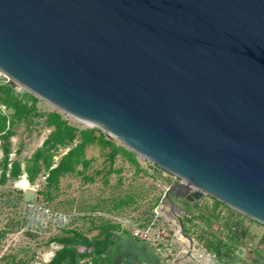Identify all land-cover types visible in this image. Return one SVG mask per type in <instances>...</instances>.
<instances>
[{
    "label": "water",
    "instance_id": "obj_1",
    "mask_svg": "<svg viewBox=\"0 0 264 264\" xmlns=\"http://www.w3.org/2000/svg\"><path fill=\"white\" fill-rule=\"evenodd\" d=\"M0 82L264 225V0H0Z\"/></svg>",
    "mask_w": 264,
    "mask_h": 264
},
{
    "label": "rangeland",
    "instance_id": "obj_2",
    "mask_svg": "<svg viewBox=\"0 0 264 264\" xmlns=\"http://www.w3.org/2000/svg\"><path fill=\"white\" fill-rule=\"evenodd\" d=\"M12 86L17 92L23 93L24 89L21 86L15 83ZM38 107L56 110L48 102L40 101ZM66 118L80 128L86 127L68 115ZM15 130L18 132V136L12 139L13 153L11 156L20 158L22 161L30 157L42 145L50 132L48 129H41L26 138V130L23 125L17 126ZM105 136L116 140L107 134ZM118 143L120 142L118 141ZM21 147L22 153L17 155L16 151ZM107 152L108 149L99 145L89 146L86 149V156L92 162L85 170V177L83 178L79 174L65 175L61 179L60 193L51 203H46L44 198L38 194L45 184L46 178L43 175L35 184L28 182L26 174L16 182L0 184V264H43L49 261L55 251L60 248L57 244L50 243L49 240L60 234L59 229L49 228L45 232L37 233L27 229L25 204L35 200H40L54 211L71 215L70 228L78 229L89 236L96 235L98 232L93 230L95 223L104 222L99 220L98 215L95 214L100 212L103 216L106 214L116 218L111 220L108 217H101L111 221L117 220L126 229H123V232L130 233L131 227H137L150 231L154 237L163 235L164 238L176 245L169 248L166 244H162L161 246L167 248L166 250L156 241H149V244L164 250V253L168 249L174 248L166 253L167 257L175 255L179 251L178 247L183 248V242L186 246L180 253L178 252L180 255L188 252L194 262L205 263L206 259L215 261V255L196 243L195 237H192L194 248L189 251L190 241L181 235L180 223L177 219L168 216L170 206L167 202V191L178 180L140 155L137 156L140 162V169L137 171L135 166L119 154L112 166V172L107 174L108 168H110ZM1 157L0 151V160ZM78 168L81 169L80 166ZM87 178L91 180H86ZM172 199L179 207V218H182L184 214H187L186 209H183L181 200L174 197ZM208 199V201H212V198L208 197ZM158 200L160 201L158 202ZM123 203H125L124 207H119ZM199 212V206L198 209L193 205L190 206L189 213L191 215L196 216ZM248 226L249 230L243 248L255 249L259 246L258 242L264 228L256 223L248 224ZM215 227L216 225L213 226V229ZM185 250L187 251L185 252ZM117 261L118 258L115 261L116 264H118Z\"/></svg>",
    "mask_w": 264,
    "mask_h": 264
},
{
    "label": "trees",
    "instance_id": "obj_3",
    "mask_svg": "<svg viewBox=\"0 0 264 264\" xmlns=\"http://www.w3.org/2000/svg\"><path fill=\"white\" fill-rule=\"evenodd\" d=\"M40 101L46 102L25 89L23 93H19L10 83L0 82L1 185L16 182L24 174L29 183L35 184L43 175L46 178L45 184L38 194L46 203H51L60 193L61 179L65 175L79 174L85 177V170L92 162L86 156V149L91 145L108 149L107 161L110 168L107 174L112 172L119 154L135 166L136 171L140 169L137 153L118 141L107 138L96 127L80 128L57 109L39 108ZM20 125L26 130V138L41 129L50 131L42 145L24 161L11 156L12 139L18 136L15 128ZM21 153L22 147L16 151L17 155ZM179 200L187 212L181 218L185 234L195 237L196 243L215 255V260L223 263L264 264V232L259 239V246L255 249L243 248L249 230L248 224L256 223L264 228L263 224L213 198L212 201H208V198L195 202ZM124 205L125 203L119 207ZM191 205L197 209L200 207L196 216L189 213ZM98 219L104 222L94 224L93 230L98 231L94 236L70 228L49 239L50 243L57 244L60 248L43 264H116L117 257L112 251L116 247L119 233L125 228L111 220L101 217ZM213 224L216 225L214 229Z\"/></svg>",
    "mask_w": 264,
    "mask_h": 264
},
{
    "label": "crops",
    "instance_id": "obj_4",
    "mask_svg": "<svg viewBox=\"0 0 264 264\" xmlns=\"http://www.w3.org/2000/svg\"><path fill=\"white\" fill-rule=\"evenodd\" d=\"M100 213V212H99ZM98 214V213H95ZM93 214V215H95ZM88 216L90 214H87ZM94 236V235H93ZM179 240V239H178ZM181 242V240H179ZM190 241V240H189ZM185 247L184 243L182 242ZM194 244V242H193ZM176 245V244H175ZM155 246V245H154ZM161 246V245H160ZM164 247V246H161ZM184 247L179 248V253L184 249ZM165 248V247H164ZM194 248L192 242L189 244V251ZM167 250V248H165ZM174 249V248H173ZM173 249H168L173 250ZM167 251V252H168ZM187 250H185L186 252ZM113 254L118 258V264H242L241 262L234 263H223L220 261H213L206 259L207 262H194L190 253L186 252L184 254L166 256L164 250L153 247L149 242L141 241L135 239L127 231L120 232L117 238L116 247L113 248ZM184 252V251H183ZM204 261V259H203Z\"/></svg>",
    "mask_w": 264,
    "mask_h": 264
},
{
    "label": "built area",
    "instance_id": "obj_5",
    "mask_svg": "<svg viewBox=\"0 0 264 264\" xmlns=\"http://www.w3.org/2000/svg\"><path fill=\"white\" fill-rule=\"evenodd\" d=\"M25 211L27 215V223H26V225H28L27 229L31 230L34 233L45 232L49 228H57L60 231L70 229V225L72 221L71 215L54 211L51 208L45 206V204L40 202V200L32 201L29 204L26 203ZM97 215L98 217H108L111 220L116 219L113 217H109L106 214L103 216L102 213H98ZM28 218L30 219L28 220ZM113 222H117V220ZM130 234L133 238L139 239L141 241H145V242L156 241L160 245L166 244L167 247L169 248L175 246L174 244L171 243V241L164 238L163 235H158L154 237L150 233V231L141 228L131 227Z\"/></svg>",
    "mask_w": 264,
    "mask_h": 264
},
{
    "label": "flooded vegetation",
    "instance_id": "obj_6",
    "mask_svg": "<svg viewBox=\"0 0 264 264\" xmlns=\"http://www.w3.org/2000/svg\"><path fill=\"white\" fill-rule=\"evenodd\" d=\"M177 200H179V199H177Z\"/></svg>",
    "mask_w": 264,
    "mask_h": 264
}]
</instances>
